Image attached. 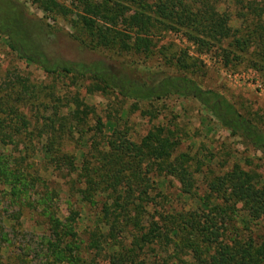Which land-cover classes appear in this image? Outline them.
<instances>
[{
	"label": "trees",
	"instance_id": "16d2710c",
	"mask_svg": "<svg viewBox=\"0 0 264 264\" xmlns=\"http://www.w3.org/2000/svg\"><path fill=\"white\" fill-rule=\"evenodd\" d=\"M31 3L50 21L70 18L75 31L66 35L79 51L146 54L150 37L171 29L199 53L221 49L230 40L232 50L222 49L224 63L248 58L264 82V0ZM232 18L238 28L231 27ZM62 32L17 0H0V36L20 60L49 77L94 81L101 91L136 102L194 99L220 127L264 158V133L217 93L201 89L186 75L158 76L102 60L64 59L54 48ZM177 63L184 70L193 67L180 58ZM21 103L50 115L32 126L21 112L27 105ZM61 111L50 87L39 89L23 78L0 81V264H156L157 258L164 264H264V180L239 166L218 175L210 171L201 196L196 175L205 162L178 153L181 140L175 131L153 128L137 145L119 129L103 135L98 118L101 139L77 165L57 147L61 132L71 129L67 119L59 118ZM55 125L59 130L54 131ZM100 145L106 150L99 152ZM41 171L62 179L80 174L66 189L76 203H66L69 217L59 218V192L48 186ZM167 177L178 182V195L194 200L195 208L178 213L165 209L168 196L157 180ZM25 212L37 218L35 225L44 233H22ZM83 215L86 226L79 233Z\"/></svg>",
	"mask_w": 264,
	"mask_h": 264
},
{
	"label": "rangeland",
	"instance_id": "374dc122",
	"mask_svg": "<svg viewBox=\"0 0 264 264\" xmlns=\"http://www.w3.org/2000/svg\"><path fill=\"white\" fill-rule=\"evenodd\" d=\"M17 1L34 17L43 19L46 24L63 31L54 47L59 57L86 63L102 60L117 67L138 69L143 73H153L158 76L186 75L201 89L213 91L226 99L239 114L264 133V82L260 74L250 68L248 58H244L240 63H224L222 49L232 50L230 40L224 42L221 49H214L210 53H199L181 34H176L170 29L150 37L152 44L146 54L118 56L112 50L101 48L96 49L94 53L83 52L79 51L77 45L66 35L75 31L70 24V18L50 21L45 13L31 3V0ZM218 9L222 12L225 7L221 6ZM230 25L238 28L239 22L232 18ZM178 58L184 65L193 67L182 69L177 63ZM19 78L28 80L30 85L39 89L50 87L55 98L60 100L62 111L59 118L67 119V125L70 124L71 129H64L61 132L64 134L57 147L59 151L73 156L77 165L81 163L82 155L91 151L93 143L101 139L96 128L98 118L104 125L103 135L109 136L112 129H119L127 133L130 141L137 145L153 128H169L175 131L181 140L178 153L196 155L205 162L202 172L196 175L198 186L196 193L201 196L205 192V183L210 171L218 175L234 166H239L244 171L258 176L261 182L264 180L262 155L239 137H232L194 99L170 97L160 102H136L125 99L115 92H103L94 81L61 75L49 77L37 66L20 60L8 49L6 40L0 36V81H16ZM23 104L25 103L20 105ZM25 105L27 106H24L21 112L32 126L34 123L40 125L42 119L50 115L49 113L42 115L40 111L32 109L30 104ZM56 130H59L57 125L54 131ZM105 150L102 145L98 147L99 152ZM40 175L48 181L50 188L59 192V218L69 217L66 203H75V200L70 198L71 195L66 189L69 188V182L79 179L80 174L72 175L67 179L57 177L51 171H41ZM157 181L163 185V190L168 196L165 204L167 211L175 213L189 211L197 205L194 200L178 195L179 184L172 177ZM35 221H37L36 217L32 220L30 214L25 212L20 220L22 233L30 235L44 233L43 228L35 225ZM6 225L11 224L6 223ZM85 226L83 215L80 225L77 226L78 232H83ZM1 254L2 257H7L5 250ZM168 254L167 251L164 255ZM157 261L159 263L156 264H164L163 259L157 258ZM184 261L190 262L189 258H185Z\"/></svg>",
	"mask_w": 264,
	"mask_h": 264
}]
</instances>
